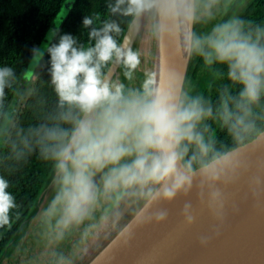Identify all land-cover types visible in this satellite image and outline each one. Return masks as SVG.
Listing matches in <instances>:
<instances>
[{
	"label": "clouds",
	"instance_id": "obj_1",
	"mask_svg": "<svg viewBox=\"0 0 264 264\" xmlns=\"http://www.w3.org/2000/svg\"><path fill=\"white\" fill-rule=\"evenodd\" d=\"M218 4L109 0V18H83L89 29L87 45L52 29L48 43L32 48L30 69L40 67L46 53L50 56L59 110L51 123L29 132L39 156L52 166L51 191L36 216L50 244L59 245L78 231L80 243L87 246L112 233L125 238L134 224L161 222L167 211L150 213L153 204L186 193L197 172L215 181L221 165L231 163L230 152L206 134L204 122L213 118V109L203 97H190L179 86L163 90L152 72L132 83L141 52L117 39L125 28L131 34L139 23L154 39L178 37L184 51L206 67L226 69L217 75L238 91L233 96L229 87L222 90L217 115L234 145L264 140V130L253 119L254 106L264 100V22L234 17L213 24L207 33L193 31L194 25L215 18ZM111 66L122 68L123 80ZM15 79L12 67H0V102ZM8 187L0 177V226L10 222L17 207ZM212 201L220 202L218 192L212 193ZM190 207L186 204L182 211L188 225L194 221ZM200 243L206 245L207 239ZM52 255L54 264H73L71 255Z\"/></svg>",
	"mask_w": 264,
	"mask_h": 264
},
{
	"label": "water",
	"instance_id": "obj_2",
	"mask_svg": "<svg viewBox=\"0 0 264 264\" xmlns=\"http://www.w3.org/2000/svg\"><path fill=\"white\" fill-rule=\"evenodd\" d=\"M75 2L64 1L39 47L48 43L46 37L50 30L60 28ZM149 35L147 28L138 23L131 34L126 29L122 42L138 49L139 41L143 38L141 44L147 43ZM158 44L165 70L164 90L179 86L183 92L192 56L184 51L178 37L163 36ZM29 66L30 62L24 74L28 80L37 69ZM110 70L119 76L123 71L119 66H111ZM230 154V159L234 156L236 159H231L227 167H221V174L215 181H209L197 172L186 193L181 191L171 201L160 200L153 204L150 213L166 210L165 220L134 224L125 238H117L115 233L104 235L76 263L264 264V140L240 147ZM51 185L52 176L40 193L34 210L0 257L12 246L26 224L32 222L33 212L41 208ZM213 192L220 194V202L213 203ZM186 204L191 206L194 216L191 225L182 215ZM201 238L207 239L206 245L200 243Z\"/></svg>",
	"mask_w": 264,
	"mask_h": 264
},
{
	"label": "trees",
	"instance_id": "obj_3",
	"mask_svg": "<svg viewBox=\"0 0 264 264\" xmlns=\"http://www.w3.org/2000/svg\"><path fill=\"white\" fill-rule=\"evenodd\" d=\"M64 1L0 0V67L10 66L16 73L15 81L6 89V95L0 102V177L8 181L7 191L15 197L17 205L10 212V222L0 226V256L34 210L40 193L52 176L51 164L39 156L35 141L29 140L31 129L42 123H51L59 111L48 70L50 56L45 54L44 61L30 80L24 74L31 60L32 48L40 45ZM108 2L109 0H76L58 33L71 34L80 43L87 45L89 29L83 27V18L97 15L101 19L109 18ZM238 8V14H235ZM226 12L223 21L239 17L244 21L261 23L264 22V0H230ZM212 22L213 20L196 24L194 31L198 34L207 33ZM125 24L126 20L121 26L125 27ZM124 34L125 32L117 39L122 41ZM218 70L226 72L222 66L209 68L201 59L193 57L187 73L190 88L188 95L201 96L212 107L213 118L204 122L208 128L206 134L214 136L223 150L228 152L241 145L233 144L228 128L217 112L222 90L227 86L234 96L238 89L226 79L220 78ZM21 94L24 95L23 106L16 110ZM253 112L257 129L264 130V100L254 106ZM12 113L16 115L8 126ZM231 159L234 161L236 156Z\"/></svg>",
	"mask_w": 264,
	"mask_h": 264
},
{
	"label": "rangeland",
	"instance_id": "obj_4",
	"mask_svg": "<svg viewBox=\"0 0 264 264\" xmlns=\"http://www.w3.org/2000/svg\"><path fill=\"white\" fill-rule=\"evenodd\" d=\"M229 3L230 0H219V4L214 9L215 18L213 19V24L221 23L222 18L227 13L226 11ZM235 14L232 17H234ZM142 40L143 38L138 44V50L141 52V65L140 68L135 72L134 80L132 81L134 84H139L143 80L144 73L149 72L150 67L149 58L151 49V36L149 35L147 43L141 44ZM192 59L193 56L191 60ZM187 77L188 74L186 76L183 92L188 94L190 88L187 84ZM120 78L122 80L124 79L122 74L120 75ZM125 83H128V81H125ZM23 94L20 95V97H22L20 102L17 104L16 110L23 106ZM15 115V113L10 115L8 126ZM39 210L40 207L33 212L32 222L30 220V222L26 224V227L17 234L12 246L7 249L3 257H0V264H54V257L52 255L53 252H62L65 255H71L73 257V264H75L79 258L82 257V255H86L98 242H90L87 246H85L80 243L79 232L74 231L71 235L66 236L65 240L59 245L50 244L48 237L44 234L42 226L36 219Z\"/></svg>",
	"mask_w": 264,
	"mask_h": 264
},
{
	"label": "bare ground",
	"instance_id": "obj_5",
	"mask_svg": "<svg viewBox=\"0 0 264 264\" xmlns=\"http://www.w3.org/2000/svg\"><path fill=\"white\" fill-rule=\"evenodd\" d=\"M161 37L157 40L152 37L151 39V49L149 58V72H152L155 77L159 79L160 88L164 90L166 78L165 70L163 69L161 63V49L159 48ZM159 52V53H158Z\"/></svg>",
	"mask_w": 264,
	"mask_h": 264
},
{
	"label": "flooded vegetation",
	"instance_id": "obj_6",
	"mask_svg": "<svg viewBox=\"0 0 264 264\" xmlns=\"http://www.w3.org/2000/svg\"><path fill=\"white\" fill-rule=\"evenodd\" d=\"M246 0H244V2H245ZM238 10H239V8L237 9V12H238ZM227 14V13H226ZM236 14H238V13H236ZM223 19H224V17L222 18V20H221V22H223ZM255 143V141H253L252 143H250V144H254ZM250 144H247V145H249L250 146ZM246 145V146H247ZM243 146H245V145H241V146H239V147H237V148H235V149H233V150H230V151H228V152H232V151H234V150H236V149H238V148H240V147H243Z\"/></svg>",
	"mask_w": 264,
	"mask_h": 264
}]
</instances>
